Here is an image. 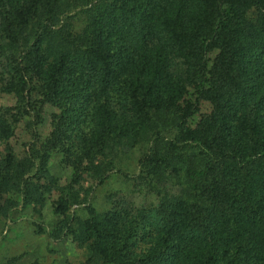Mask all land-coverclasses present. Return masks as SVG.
<instances>
[{"label":"trees","instance_id":"trees-1","mask_svg":"<svg viewBox=\"0 0 264 264\" xmlns=\"http://www.w3.org/2000/svg\"><path fill=\"white\" fill-rule=\"evenodd\" d=\"M48 202L82 264H264V0H0V221Z\"/></svg>","mask_w":264,"mask_h":264},{"label":"rangeland","instance_id":"rangeland-1","mask_svg":"<svg viewBox=\"0 0 264 264\" xmlns=\"http://www.w3.org/2000/svg\"><path fill=\"white\" fill-rule=\"evenodd\" d=\"M144 152L143 146L123 152L120 155V170L130 177L139 173V160ZM53 173L61 180H68L71 172L62 168L61 156L53 157ZM132 179H125L114 172L103 185L86 182L91 187L90 202L98 210L110 207V198L124 197L136 205L152 204L156 196ZM65 182V181H64ZM77 215H86L83 207L72 210ZM59 219L53 213V206L48 202L42 214H35L32 208L16 210L10 219L0 221V264H82L86 259V250L80 248L71 238H55L53 228ZM15 262L13 263V261Z\"/></svg>","mask_w":264,"mask_h":264}]
</instances>
